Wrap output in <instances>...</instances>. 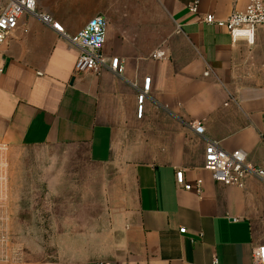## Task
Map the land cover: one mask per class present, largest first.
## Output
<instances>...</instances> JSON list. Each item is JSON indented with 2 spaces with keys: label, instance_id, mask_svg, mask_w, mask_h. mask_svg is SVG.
Returning <instances> with one entry per match:
<instances>
[{
  "label": "crops",
  "instance_id": "obj_1",
  "mask_svg": "<svg viewBox=\"0 0 264 264\" xmlns=\"http://www.w3.org/2000/svg\"><path fill=\"white\" fill-rule=\"evenodd\" d=\"M36 2L70 36L103 16V53L119 57L123 71L77 72L75 45L36 16L19 17L0 48V142L11 155L53 145L69 159L52 163L60 171L46 193L24 194L9 177L0 264H256L264 183L225 185L204 161L215 140L264 165V25L249 43L203 21L247 0H199L195 14L194 0ZM180 169L188 190L176 184ZM12 232L34 236L13 247L4 238Z\"/></svg>",
  "mask_w": 264,
  "mask_h": 264
},
{
  "label": "built area",
  "instance_id": "obj_2",
  "mask_svg": "<svg viewBox=\"0 0 264 264\" xmlns=\"http://www.w3.org/2000/svg\"><path fill=\"white\" fill-rule=\"evenodd\" d=\"M199 0L188 4V11L192 14L198 11ZM22 14L36 16L43 24L51 26L58 34L66 38L79 49L74 69L82 73H98L102 68L110 67L122 72L119 57L108 58L103 53L107 21L103 16L91 18L88 24L76 35L70 36L64 26L50 13L37 8L36 0H6L0 12V48L7 44L10 34L16 29L19 17ZM203 21L208 24L225 28L233 40L246 38L249 43L254 42L255 30L264 25V0H247L242 10H233L226 18H219L214 13L205 14ZM180 26V25H179ZM25 31L27 29H24ZM156 57H163L164 52L154 53ZM208 73V71L206 72ZM151 77L144 78L143 91L138 96V116L143 113V101L150 88ZM197 133L202 134L204 126L200 122H192ZM8 145L0 142V207L5 203L8 182V162L6 151ZM205 168L214 179L228 186L244 188L247 177L258 179L264 183V165H256L247 160L244 149L226 150L218 141L209 140L204 152ZM178 187L190 189L191 184L185 181L182 169L176 172ZM198 191H201L200 181L197 182ZM186 233V228L179 229ZM253 256L256 264H264V244L254 248ZM217 264V260H215Z\"/></svg>",
  "mask_w": 264,
  "mask_h": 264
},
{
  "label": "rangeland",
  "instance_id": "obj_3",
  "mask_svg": "<svg viewBox=\"0 0 264 264\" xmlns=\"http://www.w3.org/2000/svg\"><path fill=\"white\" fill-rule=\"evenodd\" d=\"M6 159L8 162V179L12 175L14 182L17 180L20 183V192L29 195L36 188H38L40 194L48 192L46 179L60 171L58 169H51L52 163L69 158H67L65 150L53 145H47L23 146L17 149L12 155L10 147L8 146ZM73 172H77V170ZM36 184L38 185L35 186ZM26 203L29 204L30 202L21 201L22 205ZM24 210H26V207H24ZM23 217L29 221V217ZM31 236H34V234L12 232L4 235V238L8 246L12 244L14 247L18 241L20 243L25 239H29Z\"/></svg>",
  "mask_w": 264,
  "mask_h": 264
}]
</instances>
